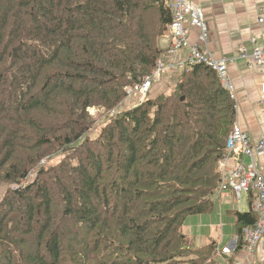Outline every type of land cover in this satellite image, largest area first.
<instances>
[{
  "label": "trees",
  "instance_id": "1",
  "mask_svg": "<svg viewBox=\"0 0 264 264\" xmlns=\"http://www.w3.org/2000/svg\"><path fill=\"white\" fill-rule=\"evenodd\" d=\"M170 21L163 0H0V264H221L183 228L215 208L228 92L196 65L122 106ZM234 218L243 247L257 218Z\"/></svg>",
  "mask_w": 264,
  "mask_h": 264
},
{
  "label": "crops",
  "instance_id": "2",
  "mask_svg": "<svg viewBox=\"0 0 264 264\" xmlns=\"http://www.w3.org/2000/svg\"><path fill=\"white\" fill-rule=\"evenodd\" d=\"M191 2L201 6L204 10L209 31L207 48L217 58L229 59L227 71L235 96V101L230 98L235 107L234 125L248 132L252 140H258L264 135V74L255 69H249L246 62L239 59L238 55L241 46H246L249 52L251 51L253 47L251 40H254L256 46L264 47V24L258 23L259 9L264 7V0H191ZM189 42L191 45H199L197 30H190ZM172 43L173 38L166 29V33L158 40V46L163 51L161 59L164 62H171L175 59L170 58L168 54V48ZM180 55L185 58L187 53L182 51ZM182 71L181 69L165 71L160 80L153 84L149 96L155 97L160 92H168L171 89L170 84L177 77L176 74ZM137 101L134 97L125 100V105L122 106H131ZM243 160L248 162V159H243L241 155L235 156L231 168ZM259 164L264 167L263 158H259ZM250 196H244L237 201L232 192L216 193L215 208L212 213L217 215L220 221L221 232L218 235V243L210 244L206 240V243L195 244L192 240V237L196 236L195 233L193 232L190 237L184 233L183 228L187 243L199 250L213 246L215 256L221 264H264V243H260L252 255H249L243 247L237 248L236 244L234 250L228 255L216 252V248L222 249L229 246L236 237L234 213L252 211L253 197L250 198ZM242 201L248 207L247 211L232 209L231 205ZM225 205L226 210H224ZM199 233L201 235V232Z\"/></svg>",
  "mask_w": 264,
  "mask_h": 264
},
{
  "label": "built area",
  "instance_id": "3",
  "mask_svg": "<svg viewBox=\"0 0 264 264\" xmlns=\"http://www.w3.org/2000/svg\"><path fill=\"white\" fill-rule=\"evenodd\" d=\"M171 13V21L167 30L173 38V43L168 48L171 62H164L161 58L156 61L154 69L139 84H134L126 90V100L136 97L139 105L144 101L153 86L160 80L162 74L169 70L188 69L196 65L210 68L218 77L221 86L235 101L234 89L228 76L227 66L229 59L217 58L207 48L208 26L204 10L191 0H163ZM258 23L264 24V7L259 9ZM195 29L198 32V44L191 45L189 32ZM251 51L246 46H241L239 59L244 60L249 69H255L264 74V47L256 46L251 40ZM186 51L182 58L180 52ZM180 56V58H178ZM177 58V59H176ZM114 114V112H113ZM241 155L248 162L240 161L231 168L234 157ZM259 158L264 159V135L258 140H252L248 132L234 125L230 132L222 157L218 162L220 180L217 193L232 192L237 201L244 196L251 195L253 201L251 210L256 215V222L243 230V249L249 254H254L260 243H264V167L259 164ZM235 237L229 246L222 249L216 248V252L223 255L230 254L237 243Z\"/></svg>",
  "mask_w": 264,
  "mask_h": 264
},
{
  "label": "rangeland",
  "instance_id": "4",
  "mask_svg": "<svg viewBox=\"0 0 264 264\" xmlns=\"http://www.w3.org/2000/svg\"><path fill=\"white\" fill-rule=\"evenodd\" d=\"M181 73H177L175 77V81H173L171 85V88L174 86L176 81L178 80V77ZM177 78V79H176ZM117 110V109H116ZM112 110L110 114H113L114 111ZM89 113L93 116H96L97 114V109H89ZM95 133H93V136ZM242 202H235L233 205H231L232 209L235 210H240L242 211H247L248 207L245 205V203ZM226 205L224 206V210H226ZM210 215V216H209ZM209 215H197V216H190L187 219L186 222V227H184V233L186 235H189L190 237L192 236V233H195V237H192V240L194 241L195 244H200V243H206V240L210 244L218 243V235L220 234V221L217 215L209 214ZM226 222L224 218V223ZM201 232V235H199ZM203 236V237H202ZM208 248V247H207ZM205 248V250H207Z\"/></svg>",
  "mask_w": 264,
  "mask_h": 264
}]
</instances>
